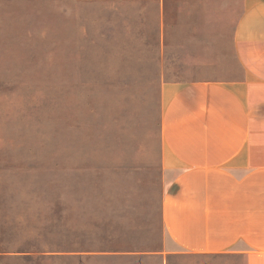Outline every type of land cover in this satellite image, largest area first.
<instances>
[{"label":"rangeland","instance_id":"1","mask_svg":"<svg viewBox=\"0 0 264 264\" xmlns=\"http://www.w3.org/2000/svg\"><path fill=\"white\" fill-rule=\"evenodd\" d=\"M65 6L0 0V264L160 236L159 87L136 9L114 28L85 4L81 27Z\"/></svg>","mask_w":264,"mask_h":264},{"label":"crops","instance_id":"2","mask_svg":"<svg viewBox=\"0 0 264 264\" xmlns=\"http://www.w3.org/2000/svg\"><path fill=\"white\" fill-rule=\"evenodd\" d=\"M61 2L81 27L85 4L114 28L131 27L136 9L138 58L155 61L159 87L160 236L30 253L75 264H264V0Z\"/></svg>","mask_w":264,"mask_h":264},{"label":"trees","instance_id":"3","mask_svg":"<svg viewBox=\"0 0 264 264\" xmlns=\"http://www.w3.org/2000/svg\"><path fill=\"white\" fill-rule=\"evenodd\" d=\"M29 254H32V253H29Z\"/></svg>","mask_w":264,"mask_h":264}]
</instances>
